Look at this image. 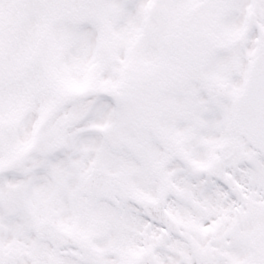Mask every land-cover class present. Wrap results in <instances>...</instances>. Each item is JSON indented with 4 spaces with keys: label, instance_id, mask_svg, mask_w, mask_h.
<instances>
[{
    "label": "snow or ice",
    "instance_id": "obj_1",
    "mask_svg": "<svg viewBox=\"0 0 264 264\" xmlns=\"http://www.w3.org/2000/svg\"><path fill=\"white\" fill-rule=\"evenodd\" d=\"M0 264H264V0H0Z\"/></svg>",
    "mask_w": 264,
    "mask_h": 264
}]
</instances>
